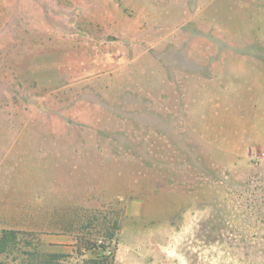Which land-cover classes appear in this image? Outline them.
<instances>
[{"label": "rangeland", "instance_id": "rangeland-1", "mask_svg": "<svg viewBox=\"0 0 264 264\" xmlns=\"http://www.w3.org/2000/svg\"><path fill=\"white\" fill-rule=\"evenodd\" d=\"M0 220V264H264V0H0Z\"/></svg>", "mask_w": 264, "mask_h": 264}, {"label": "trees", "instance_id": "trees-1", "mask_svg": "<svg viewBox=\"0 0 264 264\" xmlns=\"http://www.w3.org/2000/svg\"><path fill=\"white\" fill-rule=\"evenodd\" d=\"M15 235V231L13 230H0V244H4L5 243V238L9 237V240H12V238ZM3 246V245H2ZM95 247V246H94ZM97 248L103 247L100 245H96ZM91 246L88 245V247H86V249H90ZM93 248V246H92ZM50 259H56L61 257V254H49L48 255ZM86 264H113V255L111 256H100L98 258H91L85 261Z\"/></svg>", "mask_w": 264, "mask_h": 264}, {"label": "crops", "instance_id": "crops-1", "mask_svg": "<svg viewBox=\"0 0 264 264\" xmlns=\"http://www.w3.org/2000/svg\"><path fill=\"white\" fill-rule=\"evenodd\" d=\"M18 229L19 226L16 224H9L6 220H0V229Z\"/></svg>", "mask_w": 264, "mask_h": 264}]
</instances>
